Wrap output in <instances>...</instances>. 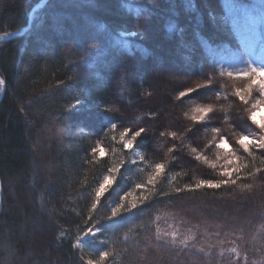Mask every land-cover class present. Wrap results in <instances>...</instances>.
Listing matches in <instances>:
<instances>
[{
    "label": "trees",
    "instance_id": "obj_1",
    "mask_svg": "<svg viewBox=\"0 0 264 264\" xmlns=\"http://www.w3.org/2000/svg\"><path fill=\"white\" fill-rule=\"evenodd\" d=\"M39 1L0 0V35L21 32L30 19L25 33L0 42V79L5 81L0 95V264H82L73 246L85 227L92 189L117 160L128 159L118 142L121 123L148 132L134 146L141 152L140 167L122 165L94 213L103 225L107 243L101 248L112 253L111 264H230L237 258L228 251L233 247L240 251L241 264L245 255L247 264H264V172L242 174L236 185L174 190L198 179H219V165L225 163L221 152L235 153L233 164L252 161L236 143L246 125L244 135L251 138L243 143L260 155L250 142L262 122L248 120L256 88L245 105L232 90L246 81L220 76V70L235 73L248 63L255 66L264 25L253 23L248 12L259 15L261 0H205L219 19L218 28L199 0H47L30 15ZM84 22L93 38L76 45L73 28ZM241 31L248 36L241 37ZM118 32L133 34L123 48L113 45ZM184 32L193 42L194 68L187 75L171 72L173 79L154 84L144 69L158 51L150 43L162 51L164 37L172 40ZM215 42L219 53L210 55ZM156 54L160 63L167 58ZM209 75L211 85L179 97L180 91L204 85ZM170 106L173 114L165 111ZM197 106L213 111L194 122L190 117ZM161 131L178 136L160 137ZM220 135L226 142L218 152ZM97 142L100 151L93 160L91 148ZM192 148L218 167L196 160ZM158 162L165 168L155 186L144 190L149 198L130 217L123 213L124 219H104L113 201L143 184ZM254 163L264 168L259 159ZM141 194L136 190L132 198ZM198 203L216 207L203 209ZM157 228L194 240L185 248H157Z\"/></svg>",
    "mask_w": 264,
    "mask_h": 264
},
{
    "label": "snow or ice",
    "instance_id": "obj_2",
    "mask_svg": "<svg viewBox=\"0 0 264 264\" xmlns=\"http://www.w3.org/2000/svg\"><path fill=\"white\" fill-rule=\"evenodd\" d=\"M245 17H248L247 9H244ZM254 19V18H253ZM259 21L264 24V0H261L260 9H259ZM3 38V37H0ZM210 55H215V51L212 49H209ZM213 74L215 73L216 69L213 66L212 68ZM227 75L229 78L234 79H242L246 81L243 85V87L233 88L232 94L234 97L238 98L240 102L247 105L250 103V97L252 95V91L254 88L258 89L260 98L256 99L254 102H251V108L248 110V120L252 121L253 124H256L257 122L254 119L253 113L255 109L260 107L261 105H264V66H253L251 63L247 64V68L242 71L233 72V71H227L225 72L223 69L220 70V76ZM205 84L201 85L197 83L196 88L189 87L186 91H180L179 97L184 98L186 96H189V94L195 92L197 89L206 87L208 85L212 84V76H205L204 78ZM5 84V81L3 79H0V88ZM78 102V101H77ZM75 104L70 105V109L73 108ZM21 111H23V107H21ZM213 109L211 106H197L192 109V115L190 119L194 122H201L205 120L206 114L211 113ZM152 115L155 117L157 116L156 113H152ZM121 130L119 131L118 136V142L124 149H133L134 146L137 144L138 138H141L143 136L144 139H147V132L148 129L145 127L137 126L135 129L130 128L128 126H125L121 123L120 125ZM258 127H260L261 132L259 135H255L253 137V140L250 142L252 144V147H255L256 149L261 150L260 155L256 156L255 153L251 150L249 145H246L243 143L245 139H248L247 136L244 135L245 132L249 131L248 126L246 125L243 128H240L239 134L236 136V143L240 144L243 148V151L248 154V156L252 157V161H245L243 159H240L237 157V159H240V162L237 164H233L230 157L234 156L235 153L229 152L228 154H223L221 152L222 159L225 161V163L220 164L219 168L221 169L219 176V179L212 180V179H198L195 181L194 184H185L183 188L177 186L174 190L175 192L179 193L181 191H194L197 189H201L203 187L208 188H219L220 186L224 185H236L237 180L241 178V175L243 174L246 177H255L257 173L264 172V168H261L260 166L256 165L254 162L259 159V162L261 165H264V124H259ZM117 128L116 123L111 124V130L115 131ZM213 133H218V128L212 129ZM160 137H171L173 139H176L178 136V133L175 131H170L165 133L164 131H161L159 133ZM117 137L113 136V140H116ZM216 137H214V140ZM219 142L215 144V147L217 148L218 152L221 150V145H223L226 141L223 135H220L218 137ZM100 151V144L97 142L95 147L91 148V156L93 157V160L96 158L97 152ZM113 152L116 150L113 149ZM169 152H173V148H168ZM192 152L195 154L196 160H204L205 163H208L210 167L213 169L217 168V163L209 162L201 153L197 151L196 148H192ZM143 159V157H142ZM132 163H135L134 161ZM125 164V161L123 160H117L115 164L107 169V173L102 177L100 182L96 187L92 189L93 196H92V202L88 209V215L87 219L84 220L85 227L80 228L79 232L81 235H78L76 237V245H74L77 248H81L84 245L85 241H88L91 237V242L97 243V244H106L107 241L105 240H98L97 237L100 234H103V225L100 224L99 221L96 220V216L94 213L98 211V202L100 201L101 194L106 190V186L110 183L111 180L115 179V173L119 172L122 165ZM165 165L163 163H155L151 165V171L147 174L146 180L143 182V184H136L135 188L131 191L126 192L124 195L119 197V202L113 201L114 206L110 207V215H106L104 219L112 222L115 220V218L119 217L120 219H124L123 213H127L130 217L132 215L133 210L138 209V202L144 203L145 200H147L149 197L144 195L143 192L145 189L151 187H154L157 179L161 176L162 170H164ZM244 188H251L250 184L243 185ZM136 190H141V195L138 198H132L133 192ZM171 235V240L168 239V236ZM194 240L193 236H184L183 238H180L177 233L172 232H164L161 233L159 228H157L155 233V241L157 248H176L177 246H180L181 248H185L189 246V241ZM152 241L149 240V243ZM223 243V241H221ZM236 243H239V241H236ZM194 246V245H193ZM202 251V249H201ZM229 253L231 255H234L237 257L235 260H232L230 264H241V258H240V251L237 247H233L228 249ZM179 253H177L178 255ZM112 255V253L107 250V248L100 250L98 252V256L95 260L89 258L84 259V257H81L82 264H106L107 258H109ZM244 264H247V255L243 257Z\"/></svg>",
    "mask_w": 264,
    "mask_h": 264
},
{
    "label": "rangeland",
    "instance_id": "obj_3",
    "mask_svg": "<svg viewBox=\"0 0 264 264\" xmlns=\"http://www.w3.org/2000/svg\"><path fill=\"white\" fill-rule=\"evenodd\" d=\"M199 1H200V3H202V5L204 3V9H207V10H205L206 15H208V18L210 19V21H213V23L218 28V25H219L218 17L212 15L211 12L208 11L209 7L206 5V2H204L205 0H199ZM248 13L250 14V17H251L253 23H255V24L261 23L259 21V15L258 14H256L254 11H251V13L250 12H248ZM58 20L59 19L57 18V20H55L56 22L54 24H58ZM147 22L151 23L153 21H147ZM151 24H153V23H151ZM73 29L76 31V34L75 33L73 34V36H76L75 37V44L76 45L81 44L80 41H82V39L85 40L86 38H93V36H91L92 33L90 31V28L87 27V22L86 23L84 22V23H82V25H79L78 30H76L75 28H73ZM150 29L152 30V34H155L158 31V29L156 27H154V25L150 26ZM117 34H118V36L116 38V41L113 42V45L115 43L116 48H123L125 45H128V43H127L128 41H126L125 39L127 37H131L133 35V34H125L123 32H118ZM162 36H164V35L162 34L161 38H162ZM78 40H80V41H78ZM163 40L164 41H162V43L163 44L166 43V44L163 46L162 51H160V47L158 46V44L156 42L150 43V45L154 48L155 52L158 50L159 53H161V55L164 58H166V57L167 58L166 59L163 58L164 59L163 62L160 63L159 59L155 56V54L158 51L153 54L151 59L149 58L150 61L146 62V65L144 66V69L146 70L147 76L145 74H142V72H140V76L142 77V83L144 86L147 85V84H145V83H147V82H145V76L148 77V75H149L153 79L154 84H157L158 82L161 81V79L165 80V81L173 79V78H170L171 72H176L179 75H182V74L187 75V74H190V69L194 68V66H192V65L194 62L193 60L194 59L196 60V55H194L195 50H194L193 42H191L189 33L184 32V33H182V35L180 37L174 38L172 40H170V39L168 40L166 37H164ZM185 54L192 55V58L190 59V57H188V55H185ZM254 63H255V66H264V46L263 45L257 49V51L255 53V57H254ZM87 72L88 71L86 69V73ZM172 81H173L172 84L176 83L175 79ZM167 89L170 93L171 90L169 88H167ZM259 98H260V94H259L258 89H256V95H254L252 97V101L254 102L256 99H259ZM165 111L173 114V111H175V110L172 109V107L170 106V107H166ZM253 116H254V119L257 123L262 122L264 124V105H261L260 107L255 109ZM262 123H260V124H262ZM249 138H251V136H248V139H245L243 142L249 141ZM223 146H225V144H223ZM125 150L128 152L127 153L128 159H127V162L125 163L126 166L130 165V166H132L133 169H136L139 166L138 164L141 161V152L137 148H133L131 150H129V149H125ZM133 161L135 163H132ZM110 184H111V181L107 186H109ZM119 197L117 198V200H115L116 202H119ZM198 205L203 209L216 207V205L214 206V204H208L207 207L205 206L206 204L203 205L201 203H198ZM219 206H221V205H217V207H219ZM231 212L233 214H236L235 210L234 211L231 210ZM97 239L103 240L102 234L98 235ZM74 245H76V243ZM101 246H102V244H97V243L91 242V237H90L88 241L84 242L83 247L77 248V247L73 246V249L75 248V251L77 252L76 256H78L80 259H81V257H84V259L91 258V259L95 260L98 256V252L100 250H102ZM109 258H107L106 264H111Z\"/></svg>",
    "mask_w": 264,
    "mask_h": 264
},
{
    "label": "water",
    "instance_id": "obj_4",
    "mask_svg": "<svg viewBox=\"0 0 264 264\" xmlns=\"http://www.w3.org/2000/svg\"><path fill=\"white\" fill-rule=\"evenodd\" d=\"M46 1L47 0L40 1L33 9L42 7L46 3ZM29 25H30V19L27 21L26 27L18 35H22L24 32H26L29 29ZM0 37H3V38H0V41H5V40H9V39L16 37V35L10 33V34L0 35ZM1 90H3V86L1 88Z\"/></svg>",
    "mask_w": 264,
    "mask_h": 264
},
{
    "label": "bare ground",
    "instance_id": "obj_5",
    "mask_svg": "<svg viewBox=\"0 0 264 264\" xmlns=\"http://www.w3.org/2000/svg\"><path fill=\"white\" fill-rule=\"evenodd\" d=\"M40 1H42V0H40ZM40 1H39V2H40ZM39 2H38V3H39ZM38 3H37V4H38ZM37 4H36V5H37ZM36 5H34V6L31 8V10H30V15L32 14V12H33L35 9H37V8L33 9ZM30 15H29V16H30ZM262 26H263V25H262ZM23 29H24V28H23ZM23 29L21 30V32L23 31ZM19 33H20V32H19ZM19 33H11V34H14V35H16V36H20V35H18ZM24 33H25V32H24ZM239 34H240L241 37H243V38H246V36H248V33L244 32V31L239 32ZM0 42H3V41H0ZM215 43H216V44H215ZM215 43H211L212 45H214V47H212L211 49L215 51V55H216V53H219V48H218V47H219L220 44H218L217 42H215ZM2 91H3V90H1V88H0V95L2 94Z\"/></svg>",
    "mask_w": 264,
    "mask_h": 264
}]
</instances>
